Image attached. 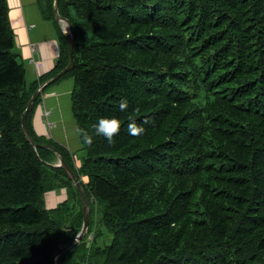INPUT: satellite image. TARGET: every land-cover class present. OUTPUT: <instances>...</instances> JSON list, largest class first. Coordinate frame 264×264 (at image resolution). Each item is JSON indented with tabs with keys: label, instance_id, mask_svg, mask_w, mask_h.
<instances>
[{
	"label": "trees",
	"instance_id": "obj_1",
	"mask_svg": "<svg viewBox=\"0 0 264 264\" xmlns=\"http://www.w3.org/2000/svg\"><path fill=\"white\" fill-rule=\"evenodd\" d=\"M59 9L73 24L75 65L52 84L73 77L80 163L36 133L41 95L27 128L59 149L91 214L58 264H264V0H60ZM9 11L0 0V264H52L84 209L56 153L27 139L22 114L69 62L68 42L63 33L57 65L29 82ZM111 116L120 129L109 142L94 124ZM132 120L142 134L128 133ZM61 187L68 198L49 207L46 193Z\"/></svg>",
	"mask_w": 264,
	"mask_h": 264
},
{
	"label": "crops",
	"instance_id": "obj_2",
	"mask_svg": "<svg viewBox=\"0 0 264 264\" xmlns=\"http://www.w3.org/2000/svg\"><path fill=\"white\" fill-rule=\"evenodd\" d=\"M7 1L16 51L27 67L30 82L57 65L64 44V31L62 25L55 21L54 10L51 12L46 0ZM72 88L73 82L69 77L52 86L44 96L41 95L33 111L32 123L38 135L62 144L80 163L81 156L76 154L81 144L72 112ZM47 193L46 200L57 196L58 191L53 189Z\"/></svg>",
	"mask_w": 264,
	"mask_h": 264
},
{
	"label": "water",
	"instance_id": "obj_3",
	"mask_svg": "<svg viewBox=\"0 0 264 264\" xmlns=\"http://www.w3.org/2000/svg\"><path fill=\"white\" fill-rule=\"evenodd\" d=\"M59 3H60V0H54V16H55V21L57 23H59L61 25L65 24L64 34H65L67 42H68V49H69V55H70L69 62L56 75H54L52 78L43 82L35 90V92L32 94V96L30 97V99L28 101V104H27L25 111L22 114V127H23V131H24L27 139L35 147H38V146L47 147V148L52 149L56 153L57 160L52 164L55 166H62L67 171V173L69 174L70 178L72 179V181L74 182V184L76 185V187L80 193V197H81V201H82V205H83V209H84V218H83L82 228L80 229V231L76 234V236L72 240H69L65 243H62L57 247V249H56V251L52 257V264H58L59 256L62 253H64L65 251H67L70 248H72L73 246H75L77 243H79L81 241V239L85 236V234L87 233L88 227H89V219H90V214H91L90 202H89L87 194H86V192L82 186V183L78 179L77 175L74 173L73 169L67 163V161L65 160L64 156L61 154L59 149L54 144H51V143L37 142L31 136V134L29 133V130L27 128V114L30 111V109L33 107V104H34L35 100L37 99V97L39 95H41L42 91L47 86H49L54 81H56L57 79L62 77L65 73H67L69 70H71L75 65V54H74L75 36H74V32H73V24L69 18H67L61 14L60 9H59Z\"/></svg>",
	"mask_w": 264,
	"mask_h": 264
},
{
	"label": "clouds",
	"instance_id": "obj_4",
	"mask_svg": "<svg viewBox=\"0 0 264 264\" xmlns=\"http://www.w3.org/2000/svg\"><path fill=\"white\" fill-rule=\"evenodd\" d=\"M128 107V101L126 99H121L119 108L124 110ZM97 134H102L109 142L114 138V134L120 129V121L115 116L111 117H101L94 124ZM127 131L131 135H140L145 129L142 125H138L136 121L132 120L127 123ZM86 139L91 140L90 137L86 136Z\"/></svg>",
	"mask_w": 264,
	"mask_h": 264
},
{
	"label": "rangeland",
	"instance_id": "obj_5",
	"mask_svg": "<svg viewBox=\"0 0 264 264\" xmlns=\"http://www.w3.org/2000/svg\"><path fill=\"white\" fill-rule=\"evenodd\" d=\"M62 27H63V29H64V27H65V24H63L62 25ZM71 79L73 78V77H71V76H69ZM68 76H66V77H64L63 79H66V78H69ZM62 79V80H63ZM56 84V83H55ZM55 84H50V86H47L43 91H42V93H41V95H45V94H47V92H48V90H50V88L52 87V86H54ZM76 154L80 157V156H82V154H83V150L82 149H79L77 152H76ZM56 161V158L54 159V162ZM75 162L77 163V164H79V162L75 159ZM84 180H87V178H86V176H84ZM57 191H58V193H57V196H54V197H51V199H47L46 200V202L48 201V206L50 205V206H56L57 204H59L61 201H63V200H65V199H67L68 197H67V194H68V191H67V189H66V187H61V188H58V189H56ZM49 196V194L48 193H46V198ZM77 209L79 210V206H76V208H75V212L77 211ZM73 215H74V213L73 214H70V217H69V220L67 221V225H68V227L69 228H71L72 227V222H71V220H72V217H73ZM104 236H105V238L107 237V232L104 234Z\"/></svg>",
	"mask_w": 264,
	"mask_h": 264
}]
</instances>
